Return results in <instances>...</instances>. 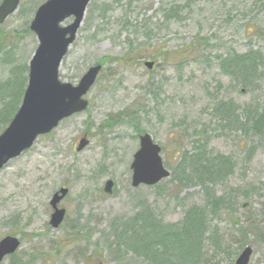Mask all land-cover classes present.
<instances>
[{"label":"rangeland","instance_id":"rangeland-1","mask_svg":"<svg viewBox=\"0 0 264 264\" xmlns=\"http://www.w3.org/2000/svg\"><path fill=\"white\" fill-rule=\"evenodd\" d=\"M44 1H21L0 24V111L13 110L9 103L25 91L38 45L31 21ZM77 33L61 78L77 84L89 67L104 66L86 110L0 170V239L11 234L22 243L0 264H150L126 247L141 213L178 227L209 196L224 203L210 222L219 235L205 241L203 264H234L248 244L249 264H264V242L248 230L247 244L239 245L245 236L237 224L264 203V131L241 126L253 110L264 115V0H92ZM250 52L257 70L246 81L222 69L225 57ZM146 60L156 62L153 69ZM221 103L234 106L238 120L222 118ZM8 125L0 124V133ZM139 130L160 144L171 171L155 186L131 183ZM84 136L90 143L77 151ZM202 145L210 161L231 159L208 189L192 172ZM63 186L70 188L61 202L67 215L55 229L50 200ZM245 192L254 200L243 208Z\"/></svg>","mask_w":264,"mask_h":264},{"label":"water","instance_id":"water-1","mask_svg":"<svg viewBox=\"0 0 264 264\" xmlns=\"http://www.w3.org/2000/svg\"><path fill=\"white\" fill-rule=\"evenodd\" d=\"M21 0H2L0 3V24L14 13ZM92 0H46L36 10L31 21V29L37 35L38 47L29 63L28 84L22 103L10 124L0 134V170L10 160L15 159L31 148L40 135L54 130L59 123L69 116L86 110L89 101L84 98L96 83L102 65L88 68L77 85L62 81L60 69L65 55L77 37L83 24L86 9ZM72 19L68 24L64 22ZM152 68L154 62H146ZM140 146L133 156L131 165L132 185H156L170 176L161 158V147L149 133L140 135ZM86 137L81 138L77 151L88 145ZM112 180L106 182L105 190L112 192ZM69 193V188L61 187L52 195L50 204V225L59 228L67 213L59 207ZM20 239L8 235L0 239V262L20 247ZM253 247L248 245L238 256L235 264H249Z\"/></svg>","mask_w":264,"mask_h":264},{"label":"trees","instance_id":"trees-1","mask_svg":"<svg viewBox=\"0 0 264 264\" xmlns=\"http://www.w3.org/2000/svg\"><path fill=\"white\" fill-rule=\"evenodd\" d=\"M117 60L123 61L124 57ZM221 67L232 74H242V78L246 81L249 73L251 74L252 70H257L256 55L254 52L229 55L224 60L222 59ZM22 95L21 92L15 100L17 102L9 103L13 104V110L6 108L0 111V124L2 127L8 125L12 119L22 102ZM3 103H7V101H3ZM217 111L224 119H231L235 116V107L227 103H221ZM236 120H238V117L233 118V121ZM241 126L246 132L254 130L256 133H262L264 131V115L261 116V114L253 110L242 122ZM139 133H142V131L140 132L139 130ZM205 151L206 149L202 145L197 152V156L191 158L193 161L192 168H195L192 172L195 179L208 189L207 184L211 183L214 177L227 172L228 167L231 168V159L217 156L215 160L210 161L205 158ZM197 161L198 163H196ZM244 194L243 197L248 200V205L246 206H249L250 201L253 202L254 200L253 195L249 192ZM223 203V197L209 196L208 202L201 209L196 206L187 211L181 226L178 227L173 224L164 225L161 221L151 216H144L145 212H142L138 222L141 228L138 234L132 236L134 239L126 242V247L133 250L138 256L140 255L147 259L150 264H203V254L206 252L205 241H212L219 235L216 229L214 231L211 230L210 222L214 220L215 213ZM246 206L242 205L243 208H246ZM244 218V223H237L239 224L240 233L245 236V240L239 242V245L247 244L249 240V237L246 239L248 230L252 232L253 238L257 243L264 242V203L255 209H250ZM244 228L246 229L245 231ZM211 231L213 233L209 235L208 233ZM222 241L223 239H221V242L220 239L216 240L218 245H223ZM223 246L226 248L228 244ZM22 262V264H25L24 261Z\"/></svg>","mask_w":264,"mask_h":264}]
</instances>
